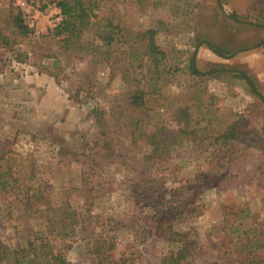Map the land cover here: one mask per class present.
Listing matches in <instances>:
<instances>
[{
    "label": "rangeland",
    "instance_id": "1",
    "mask_svg": "<svg viewBox=\"0 0 264 264\" xmlns=\"http://www.w3.org/2000/svg\"><path fill=\"white\" fill-rule=\"evenodd\" d=\"M56 1L0 0L1 264H264V83L210 48L264 49V0H83L70 40Z\"/></svg>",
    "mask_w": 264,
    "mask_h": 264
},
{
    "label": "trees",
    "instance_id": "2",
    "mask_svg": "<svg viewBox=\"0 0 264 264\" xmlns=\"http://www.w3.org/2000/svg\"><path fill=\"white\" fill-rule=\"evenodd\" d=\"M56 6L60 9L62 20L55 27V34H65V38L67 40H70L71 38H80V33L85 30L90 24V15L87 12L83 0H57ZM233 18L234 20H239L237 14H234ZM15 24L22 34H26L31 31L30 27L26 25L21 18H17L15 20ZM155 33L156 31L154 29H149L146 32L148 36V50L151 54H157V57H155V62L158 63L159 59L164 56V53L156 45ZM105 38L108 39V41L112 40L111 36H106ZM210 48L215 54L223 58L232 57L234 54L231 53L230 55H228V53H225L226 51H223L221 48L218 47ZM189 68L191 73L194 75L207 74L202 73L196 68L194 56L191 58ZM240 74L247 81L253 93L262 98V95L259 89L256 87L253 79L245 72H241ZM142 102L143 101L141 96L137 94L133 95L132 103L134 105L140 106ZM45 247L46 244L44 245L42 241L39 243H37L36 241L30 242L29 249L17 250L16 254H14L11 261L13 262V264H66L65 258L60 252H43V248ZM8 255L9 253L7 251H0V264L8 259ZM178 258V262L180 263V258H182V256H179Z\"/></svg>",
    "mask_w": 264,
    "mask_h": 264
},
{
    "label": "crops",
    "instance_id": "3",
    "mask_svg": "<svg viewBox=\"0 0 264 264\" xmlns=\"http://www.w3.org/2000/svg\"><path fill=\"white\" fill-rule=\"evenodd\" d=\"M233 8L236 10L237 14H239V15L243 14L249 10L248 7L244 8V7H240V6H236V5ZM250 54H252V55H250ZM250 56H252V58H254L255 56H258V58L264 59V49L262 47H259V48L256 47L255 49L249 50V51H243V50L237 51L234 54V56H232L233 59L232 58L231 59L235 60L237 63L244 64L247 67L251 68L252 71L255 73L256 78L264 83V61L261 64V66H259V69L256 70L253 68V64L251 65L252 60H251ZM252 63H253V61H252ZM37 80L41 81L42 78L37 77L36 82H37ZM261 94L264 95L263 93H261Z\"/></svg>",
    "mask_w": 264,
    "mask_h": 264
}]
</instances>
